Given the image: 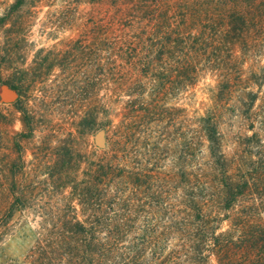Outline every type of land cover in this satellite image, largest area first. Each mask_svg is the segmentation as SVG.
<instances>
[{"label": "rangeland", "instance_id": "rangeland-1", "mask_svg": "<svg viewBox=\"0 0 264 264\" xmlns=\"http://www.w3.org/2000/svg\"><path fill=\"white\" fill-rule=\"evenodd\" d=\"M17 2L0 0V264H65L98 164L104 197L124 164L176 187L184 168L188 189L209 170L207 111L239 154L244 110L264 104V0ZM249 4L244 24L232 10Z\"/></svg>", "mask_w": 264, "mask_h": 264}, {"label": "trees", "instance_id": "trees-1", "mask_svg": "<svg viewBox=\"0 0 264 264\" xmlns=\"http://www.w3.org/2000/svg\"><path fill=\"white\" fill-rule=\"evenodd\" d=\"M240 6L232 14L245 24L252 8ZM256 98L244 110L251 133L238 139L237 156L222 152L215 114L199 118L211 159L208 171H192L188 189L184 168L176 187L173 178L150 181L124 164L104 197L107 166L91 168L78 181L82 216L62 245L65 264H210L211 256L216 264H264V104L253 111Z\"/></svg>", "mask_w": 264, "mask_h": 264}, {"label": "water", "instance_id": "water-1", "mask_svg": "<svg viewBox=\"0 0 264 264\" xmlns=\"http://www.w3.org/2000/svg\"><path fill=\"white\" fill-rule=\"evenodd\" d=\"M96 142H97L98 145H102L103 140H102L101 134H98L96 136Z\"/></svg>", "mask_w": 264, "mask_h": 264}]
</instances>
